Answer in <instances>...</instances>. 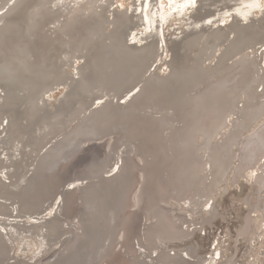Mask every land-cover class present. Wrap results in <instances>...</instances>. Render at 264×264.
Returning a JSON list of instances; mask_svg holds the SVG:
<instances>
[{
	"label": "bare ground",
	"instance_id": "6f19581e",
	"mask_svg": "<svg viewBox=\"0 0 264 264\" xmlns=\"http://www.w3.org/2000/svg\"><path fill=\"white\" fill-rule=\"evenodd\" d=\"M263 113L264 0H0V264L190 262L168 240L208 217L163 202L205 205L235 145L263 188Z\"/></svg>",
	"mask_w": 264,
	"mask_h": 264
},
{
	"label": "rangeland",
	"instance_id": "374dc122",
	"mask_svg": "<svg viewBox=\"0 0 264 264\" xmlns=\"http://www.w3.org/2000/svg\"><path fill=\"white\" fill-rule=\"evenodd\" d=\"M168 31L169 29L167 28L165 32L167 36L169 33ZM167 42H169V38H167ZM249 53L251 55L253 54L252 51ZM57 94L55 95L57 96ZM239 97L243 98V93H240ZM233 117L234 114H231L228 122L214 137V141L216 140L221 143L225 140V137L231 133V121ZM263 123L264 113L259 115L250 125L242 130V134H240L238 140L240 141L255 132V130ZM112 137L109 136L103 139L104 141L106 140V146L110 145ZM196 138L197 141L200 142L202 136L198 134ZM202 151H204L203 147L199 149V152ZM239 153L240 150L237 145L232 146L229 167L223 179L213 186L208 195V199L204 201L206 204L201 206V208L196 210V212H192V210L190 211L187 206H184L182 200L176 196H172L170 199L164 200L163 202L169 208V213L173 217L176 216L173 215L176 213L177 215L187 213L186 216L191 222H199L200 220L208 217V220H206V222H208L205 223L204 229L202 231L197 230L190 238L187 237L183 242L179 241L177 245L173 240H168L169 247H182L186 245H193L195 247V256L191 257V261L185 264H195L199 262H202V264H223L225 260H228V258H232L231 264H264V212L261 209L262 204L264 206V187L259 188V182L262 181V178L254 177L255 169L259 166L260 160L252 162L248 167H246V169L238 163ZM206 159L207 162L210 161L209 156H206ZM208 165L212 168L209 163L207 166ZM240 167L244 169H239ZM138 186L139 184L135 188L132 196L133 207H135L138 202ZM259 194L263 197L261 198ZM248 197L249 202L247 201ZM252 204H259L260 207H255V210L257 211H255V215L250 220L248 235L239 237L238 230L245 224L246 217L253 207ZM173 208L175 210H173ZM199 211H201V213ZM189 217L193 219L191 220ZM119 235H122V230ZM236 238L239 242H236ZM33 247L34 248L31 250L29 255H33L34 249H36L35 246ZM13 250L14 253H16L15 247ZM18 252L19 251L17 250V253ZM219 253H222V256H218Z\"/></svg>",
	"mask_w": 264,
	"mask_h": 264
}]
</instances>
